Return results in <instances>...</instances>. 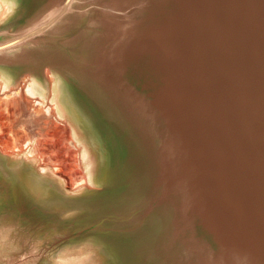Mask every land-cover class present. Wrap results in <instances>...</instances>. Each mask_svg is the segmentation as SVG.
<instances>
[{"label": "bare ground", "instance_id": "1", "mask_svg": "<svg viewBox=\"0 0 264 264\" xmlns=\"http://www.w3.org/2000/svg\"><path fill=\"white\" fill-rule=\"evenodd\" d=\"M227 2L47 0L2 31L0 65L24 74L10 82L0 72V203L27 194L59 212L60 196L89 188L92 154L59 99V74L132 148L128 192L89 211L97 229L134 238L137 264H264V159L252 156L251 124L264 141V102L234 77L236 96L216 88L249 46ZM16 10L0 0V25ZM23 163L33 170L23 174ZM16 213L43 224L23 200ZM10 230L0 227V247Z\"/></svg>", "mask_w": 264, "mask_h": 264}, {"label": "rangeland", "instance_id": "2", "mask_svg": "<svg viewBox=\"0 0 264 264\" xmlns=\"http://www.w3.org/2000/svg\"><path fill=\"white\" fill-rule=\"evenodd\" d=\"M13 1H16L17 10L2 22L0 33L6 29L15 32L19 27L26 25L31 16L36 13L39 15L47 5V0ZM0 72H3L10 82L18 81L24 74L18 66L0 65ZM55 75L59 99L77 122L82 134L80 140L92 154V180L89 182L91 185L88 183L89 188L60 196L59 199L66 204L59 212L49 211L50 208L46 209L48 206L42 211L35 199L23 194L22 200L26 207L35 211L36 216L41 218V226L24 216L21 219L18 217H22L16 213L21 199L12 198L6 205L0 203V227H7L12 231L7 247L6 244L0 247V264H22L24 261H30L29 264H82L84 260V264H137L133 261L134 238L109 229H97L94 217H88L92 207L115 206L128 192V162L132 148L119 129L75 88L72 81L59 74ZM36 76L46 91L43 77ZM23 165V174L33 170L30 164ZM66 170L69 169L66 167ZM6 208L12 209V212L7 214L10 209ZM155 220L156 233L161 222L157 218ZM87 222L90 224L85 230L82 227L88 224ZM52 224H56V227L51 226ZM42 254L44 255L39 257ZM71 258L73 259L67 260Z\"/></svg>", "mask_w": 264, "mask_h": 264}, {"label": "water", "instance_id": "3", "mask_svg": "<svg viewBox=\"0 0 264 264\" xmlns=\"http://www.w3.org/2000/svg\"><path fill=\"white\" fill-rule=\"evenodd\" d=\"M227 3H231L230 13L232 15V23L235 24L234 26L241 25L249 28L248 32H242L237 37L244 44H249V46L241 53L245 54L246 61H243V59L241 61L236 60L228 65L233 70L232 74L224 73L227 70L223 71L226 76L224 78L227 79L228 84L225 85L218 78L220 76H218L216 81L219 87L216 85V88L219 91H228L236 96V91L229 80L230 77H234L240 83V86L245 87L251 92L253 100L260 99L261 102H264V0H229ZM232 38L236 37L232 36ZM252 42L255 43L250 46ZM243 77L246 78V81H243ZM207 92L210 95L213 93V91L209 90ZM261 113L264 115V103L261 107ZM251 124L253 129L252 134L256 135V137L252 138L250 135L249 137L253 139L255 146L259 147L258 151L254 148L255 155H251H260L264 159V141H259L263 137H258L261 134L259 132L257 134L255 125Z\"/></svg>", "mask_w": 264, "mask_h": 264}]
</instances>
